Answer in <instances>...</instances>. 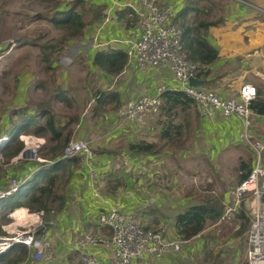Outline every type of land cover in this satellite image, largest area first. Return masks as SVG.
Instances as JSON below:
<instances>
[{"label": "crops", "instance_id": "0c3cea01", "mask_svg": "<svg viewBox=\"0 0 264 264\" xmlns=\"http://www.w3.org/2000/svg\"><path fill=\"white\" fill-rule=\"evenodd\" d=\"M88 1L91 3L90 10H88L91 14L88 20H84L86 21L82 35V43L84 44L80 45L90 56L91 62L89 63V59H86L83 63L91 64V76L98 79L102 90L119 92L120 101L111 102L113 100L106 99L104 103L99 104L104 108L103 111L97 110L99 117L95 123H88L85 113L80 114V112H85V109H81L78 114L67 112L61 116L55 112V108L60 105V99H69L66 95L62 96L61 93L54 94V84L60 85L59 77L57 76L56 79L54 74L45 76L43 71H41L42 77L37 79L31 97L26 95L29 87L26 94L23 95L24 87L20 92V88L15 84L10 87L7 96L0 97L5 100L9 99L3 104L4 111H0V139L4 142L0 148V186L4 189L9 188L13 184V180L17 178L20 183L18 189L22 188L21 190H23L24 187L31 185L42 167L51 166L54 163L38 162L35 159L23 157L22 149L27 148L26 151H30L28 148L36 147L38 154L47 160H57L62 151L58 148L53 150L58 139L52 137L51 131L37 130L36 123H30L31 119L44 126L49 114L53 112L57 128L69 124L74 128L72 137L86 138L96 152V157L92 161L95 166L94 171L91 170L89 162H86L83 156H80L82 157L81 164L70 175L69 166L62 170L63 172L60 171L56 181V189L64 195L65 199L62 206H60L59 201L52 200L49 212L32 211L28 206L10 209L8 205H10L9 200L11 201V197H13L12 194L0 198V236L12 234L17 229L31 230L36 235L42 236L57 257L55 261L49 264H66L70 259L79 256L80 248L77 241L87 234L97 237L110 236V230L98 221L100 210L108 208L109 204L101 202L99 198L93 195V186H97L108 200L119 198L126 210L133 211L146 226L161 228L167 238L183 239L176 228V216L179 212L184 211L190 205L213 197L210 194L202 196L197 190H195V194L185 191V193L177 196L170 193L168 189L160 187L159 183L151 181L155 177L153 171L149 172L147 176L144 175L145 172H141L140 169L144 162H147L152 155L157 154L159 150L155 153L136 152L129 148V143L140 140L156 142L150 137L157 129L155 123L160 122L158 118L160 120L165 117L163 111L164 106L167 105L163 101L160 114L149 119L145 124L122 121L118 116L116 106L145 93L154 94L158 92L161 85L172 88L175 79L168 65L140 67L135 59H129L123 70L116 74L96 66L93 59L98 50L126 49L129 46L127 42L135 40L139 36V17L127 4L129 2L140 4L142 0ZM166 1L175 9H180L189 4L191 0ZM220 17L223 18V21L210 25L208 31L209 39L219 46V58L209 65L210 73L206 77H201L205 80L202 85L216 89L223 96L237 92L244 82L255 83L258 89H264V0H229L226 13ZM219 18L213 17L212 19L218 20ZM4 25H7L6 21ZM9 38H11L10 35H7L6 38H0V63L6 56L11 55L13 48L11 49L10 44L3 49ZM99 41L103 42V46L96 45ZM12 44L17 46L16 43ZM25 45L26 43H21L20 47ZM72 55L73 53L70 57ZM48 78L51 82L50 87L47 82H44ZM70 78L69 82L71 81ZM72 86V90H75L70 95L78 97L80 95L79 90L82 89L74 84ZM66 87L64 88L67 89ZM44 88L47 91L45 96ZM50 90L51 95L48 94ZM10 102L12 111L15 110L14 112H16L13 113L15 117L10 116L11 110H7ZM49 102L52 105H47ZM79 102L75 104V107L80 108ZM191 104H193V110H187L186 108ZM180 105L181 111L184 110L195 117V127L189 129L196 134L194 138L197 140H194L193 144L196 145L195 150L201 157L209 161L211 159V166L217 168L220 166L214 162L225 155L226 148H230L233 153L234 150L237 151L234 154L238 165V179L236 181L238 184L241 157L248 158L253 153L252 164L254 163V152L249 144L244 145L245 154L239 150L240 144L245 143L240 136L242 124L239 118L235 115L226 117L220 113H217L213 118L205 116L194 101ZM170 121L168 120L164 129L178 126L179 129L173 128L172 130L177 129L181 134V127L182 125L184 127L186 122L170 124ZM24 124H29L26 126L29 130L24 129L19 133V142H23V148L17 155L8 160L4 157V153L9 150L11 137L15 135L18 126ZM3 127L4 129H2ZM263 128L264 120L260 117L256 118L254 130L258 136L264 135L261 132ZM185 129H187L186 126ZM170 136H172L169 138L171 141L177 142L179 137L173 134ZM5 137L7 138L4 139ZM203 138L206 140L205 146L200 142ZM112 141H116L118 144L111 143ZM39 177L43 178L44 181L47 179L43 175ZM145 177L148 178L145 179ZM117 182L119 184H116ZM218 197L224 202L225 207L234 198L231 190L225 194H219ZM25 208H28L30 214L36 216L28 219L21 218L28 215ZM16 209L19 212L18 216L14 214ZM48 215L52 216L51 225L42 229L41 226ZM235 220L237 224L231 228H228V220L221 218L209 220L204 230L193 237L184 239L181 250H170L163 256L147 254L139 264H247V261L242 258V254L246 253L248 249V245L245 249L248 229L243 232L239 231L242 219L238 213ZM230 233L234 235L224 241L225 236H229ZM19 248V246L16 247L11 253L4 256L1 255L7 251L0 254V264L14 253L22 254ZM26 248L28 257L31 250L27 246ZM86 248L88 251L97 253L100 258L106 260L110 258L111 247L107 243H92L88 244ZM245 256L247 257V255Z\"/></svg>", "mask_w": 264, "mask_h": 264}, {"label": "built area", "instance_id": "2783aa9c", "mask_svg": "<svg viewBox=\"0 0 264 264\" xmlns=\"http://www.w3.org/2000/svg\"><path fill=\"white\" fill-rule=\"evenodd\" d=\"M139 17L140 34L135 40H129L128 60L135 59L140 67L148 65H168L175 79L172 88L161 85L154 94H142L130 98L118 107V116L122 121H133L145 124L161 112L163 105L162 93L166 89L183 91L199 107L205 116L215 117L220 113L226 117L237 116L242 124L241 138L246 140L254 152V163L247 178L237 184L233 203L226 206L221 219H227L236 212L242 203L246 204L251 215L250 228L247 231V264L264 263V135L258 136L254 130L255 119L264 120V113L252 108L258 96L255 83L244 82L236 93L221 95L216 89L190 84L189 78L197 76L200 63L189 59L182 51V28L175 21L177 10L166 0H142L140 4H127ZM103 42H97V46ZM199 77V76H197ZM200 78V77H199ZM6 138V137H5ZM1 140V139H0ZM3 143L0 144V148ZM25 148V147H24ZM22 149V156L38 162H55L38 154L36 147ZM26 151V152H25ZM28 154V155H27ZM83 156L91 170L96 152L90 142L80 136L72 137L64 144L59 159ZM18 179L4 189L0 186V198L18 192ZM93 195L108 208L100 210L99 223L110 230V236L97 237L87 234L78 239L79 256L66 264H139L147 254L163 256L170 250H181L184 239L167 238L161 228L146 227L138 221L133 211L126 210L119 198L108 200L97 186H93ZM44 213V211H41ZM24 243L31 254L18 264H49L57 259L49 243L33 231L17 229L12 234L0 236V254L8 251L15 243ZM107 243L111 247L109 259H103L97 253L87 250L88 244Z\"/></svg>", "mask_w": 264, "mask_h": 264}, {"label": "rangeland", "instance_id": "374dc122", "mask_svg": "<svg viewBox=\"0 0 264 264\" xmlns=\"http://www.w3.org/2000/svg\"><path fill=\"white\" fill-rule=\"evenodd\" d=\"M189 3L191 5H198L201 8L207 4L208 7L210 6L212 8L210 11V18H219L226 13L229 0H191ZM90 4L88 0H0V38H6L7 35L11 36V38L6 41L5 46H3L4 48H2L5 49L9 44L11 45V49L13 48L10 53L11 55L8 54L10 56H6L3 62L0 63V97L7 96L13 84L18 85L20 92L24 87L23 95L26 94L27 88L29 87V91L26 95L27 97H31L33 88L37 84V79L42 77L41 71H43L45 76L54 74L56 79L57 76L59 77L60 85L57 86L54 84V94L61 93L62 96L66 95L69 99H60V105L55 108L57 114L61 116L67 112L78 114L81 109H85V112H80V114L85 113L88 123L96 122L99 117L98 111H103L104 108L100 106V103L95 99L96 94L98 91L102 90V87L98 79H94L91 76V64L87 65L83 63L86 59H89V63L91 61L88 53L80 45L84 44L82 43V35H73V27L58 25L54 22V18L63 17L60 12L62 9L72 6H75V8L82 13V18L84 20H88L91 14L88 11L90 10ZM175 19H177L176 22L178 21L180 23L178 17ZM5 21L7 24L6 26L4 25ZM12 43H16L17 46ZM21 43H26V45L20 47ZM17 47H19V49H17ZM72 53L73 55L70 57ZM45 55H48V59L44 58ZM51 60L53 61L51 62ZM70 76L72 77L70 78ZM68 77L71 80L70 82L68 81ZM49 78L44 82H47L50 87L51 82ZM67 84H69L68 87H66ZM72 84L82 89L79 90L80 95L78 97L70 95L73 93V90H75H72ZM83 86H86V88H83ZM46 93L47 91L44 88V96ZM48 94H52L51 90L48 91ZM7 101H9V99L5 100L4 98H0L1 112L4 111L3 104ZM78 101H80V108L77 106L75 107ZM11 105L10 102L7 110H11L10 116L15 117L13 113L16 112H14L15 110L12 111ZM47 105L50 106L52 104L49 102ZM166 105L163 111L165 117L160 120L158 118L160 122L155 123L157 129L150 137V139L156 140L158 143L159 151L157 154L152 155L147 162H144L140 169L141 172H145L144 175L147 176L149 172L153 171L155 177L152 178L151 181L159 183L160 187L168 189L170 193H174L177 196L185 193V191L195 194V190L200 192L202 196L210 194L213 197L219 194H225L227 191L231 190L234 196L237 186L236 181L238 179V165L234 154L237 153V151L234 150L233 153L230 148H226L225 155H222L220 160H215L214 162L217 166H220H218V168L216 166H211V159L209 161L201 157L195 150L196 145L193 144L195 142L194 140H197L194 138L196 134L194 131H189V129L195 127V117L184 110L181 111V105L177 107L169 104ZM118 107L119 105L116 106L117 109ZM193 108V104H191V106L189 105L186 109L193 110ZM184 116L186 117L185 119ZM168 120L172 121V123H170L171 121L169 122L170 124L186 122L185 126L187 129L182 125L181 134L178 131H172L174 136L179 137L178 140H176L177 142L171 141L169 139L171 136H163L162 132ZM71 125L74 124L71 123ZM2 129H4V127ZM261 132L264 134V128ZM19 140L20 136L18 140L14 142V145H16ZM200 142H202L204 146L206 145V140L204 138ZM244 142V144H240L239 150L245 154L244 145L249 143L246 140H244ZM111 143L118 144L116 141H112ZM115 147L118 146L115 145ZM147 178L148 177H145V179ZM232 203L233 201H231L230 204ZM18 214L19 212L17 216ZM236 214L237 213L234 212L230 217H227L226 221L228 220V228L237 224L235 220ZM138 221L142 223L141 220L138 219ZM232 235L234 234L230 233L229 236H225L224 241L230 239ZM247 245L246 243L245 249ZM245 255H247V251L242 254V258L247 261Z\"/></svg>", "mask_w": 264, "mask_h": 264}, {"label": "trees", "instance_id": "16d2710c", "mask_svg": "<svg viewBox=\"0 0 264 264\" xmlns=\"http://www.w3.org/2000/svg\"><path fill=\"white\" fill-rule=\"evenodd\" d=\"M198 1V0H196ZM211 7L203 6L202 8L198 5L186 4L177 10L176 17H178L180 23L179 26L182 28V38L181 46L182 51L185 55L192 60L200 63V70L197 76L206 77L210 73L209 65L214 63L219 58V46L209 39L208 31L212 24L223 21L220 17L218 20L210 18ZM133 11V9L131 8ZM62 18H54V22L58 25L73 27V35H83L84 27L86 26V21L82 18V13L78 11L75 6L62 9ZM175 17V18H176ZM177 19H175L176 21ZM48 55L44 58L48 59ZM128 62V53L124 48H111V49H100L95 53L94 64L110 73H119L126 66ZM264 89H258V96L252 104V108L259 113H264ZM163 100L165 104L171 106H177L180 104H187L193 100L188 97L183 91H175L172 89H166L163 93ZM97 102L100 104L104 103L106 99L113 100L111 102L120 101V94L118 91H105L100 90L95 96ZM54 113L51 112L48 116L47 122L44 126L37 124L36 120L31 119L30 123H36L37 130H50L52 137L58 139L57 144L53 146L55 151L57 148L62 150V147L67 143L74 132V128L65 124L61 128H57L54 120ZM171 123V122H170ZM29 124L20 125L17 128L15 135L11 137V142L9 144V150L4 153L6 159H11L14 155H17L23 148V142H18L14 145L19 138L20 131L26 128ZM173 128H178V126H173ZM164 129L163 136H170L172 131H179L177 129L172 130ZM29 130V129H28ZM36 130V131H37ZM172 137V136H171ZM129 148L136 152H150L155 153L158 151V143L154 141L140 140L138 142H130ZM111 151V150H110ZM253 153L249 155L248 158L241 157L239 163V183L248 177L250 174L253 164ZM82 162V157L74 156L64 159L56 160L51 166L42 167L41 171L38 172L37 177L33 179L30 186L24 187L23 190L12 194L10 205L8 208L15 209L20 206H28L30 210L35 211H45L49 212L51 210V201H59L60 206L64 203V195L59 193L56 189V181L58 180V175L62 170L69 166V175L73 170L78 167ZM46 176V181L39 176ZM116 184H119L117 182ZM26 210V209H25ZM226 210L224 202L220 197L215 196L211 198H206L203 202H198L196 204L190 205L184 211L179 212L176 216V228L179 232L180 237L183 239H188L194 235L200 233L205 229L209 220H217L222 217ZM18 212V210H17ZM238 216L242 219L240 232H243L250 228L251 215L247 212L245 203H242V207L237 212ZM148 227V226H146ZM20 247V252L22 254L14 253L7 258L4 264H18L19 261L27 258V248L24 243H15L5 254L11 253L16 247ZM0 256V257H1ZM3 264V263H2Z\"/></svg>", "mask_w": 264, "mask_h": 264}, {"label": "water", "instance_id": "95a60500", "mask_svg": "<svg viewBox=\"0 0 264 264\" xmlns=\"http://www.w3.org/2000/svg\"><path fill=\"white\" fill-rule=\"evenodd\" d=\"M190 84L193 85H202L205 83V80L202 78H199L197 76H191L189 78ZM52 221V216L48 215L46 216L44 224L41 226L42 229H44L46 226H50Z\"/></svg>", "mask_w": 264, "mask_h": 264}, {"label": "bare ground", "instance_id": "6f19581e", "mask_svg": "<svg viewBox=\"0 0 264 264\" xmlns=\"http://www.w3.org/2000/svg\"><path fill=\"white\" fill-rule=\"evenodd\" d=\"M5 139V138H4ZM1 143H3V140H0V144ZM20 209V208H19ZM26 210H27V214L28 215H24V216H22L21 218H23V219H28V218H30V217H34V216H36L35 214H30V212H29V210H28V208H25ZM17 209L15 210V212H14V214L16 215L17 214ZM32 215V216H31ZM264 264V263H263Z\"/></svg>", "mask_w": 264, "mask_h": 264}, {"label": "clouds", "instance_id": "9594fccd", "mask_svg": "<svg viewBox=\"0 0 264 264\" xmlns=\"http://www.w3.org/2000/svg\"><path fill=\"white\" fill-rule=\"evenodd\" d=\"M3 144H4V142H3Z\"/></svg>", "mask_w": 264, "mask_h": 264}]
</instances>
